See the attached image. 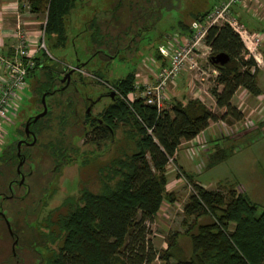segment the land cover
Returning <instances> with one entry per match:
<instances>
[{
	"label": "trees",
	"instance_id": "trees-1",
	"mask_svg": "<svg viewBox=\"0 0 264 264\" xmlns=\"http://www.w3.org/2000/svg\"><path fill=\"white\" fill-rule=\"evenodd\" d=\"M125 1L115 0L111 22L105 18L92 21L93 47L106 44L117 51L109 46L115 42L104 32L103 22L111 25L121 22L117 13L123 10ZM74 4L75 0H31L33 12H47L45 37L50 34L55 46H67L65 19ZM207 13L195 19L202 20ZM179 25L185 33L192 34L191 24L181 22ZM206 43L211 49L209 62L219 71L211 94L217 107L224 111H214L200 98L175 99L168 108L159 110L147 104L143 97L130 99L136 91L135 69L118 79L119 102L109 106L103 120L114 132L123 126L126 138L134 144V151L112 158L102 168L98 192L82 189L78 196L65 199L64 211L57 214L55 221H48L46 227L50 231L46 242L58 244V251L53 250L47 257L48 264H158L157 261L162 264H264V210L259 212V206L236 188L204 187L180 167L192 187V191L188 187L191 193L183 208L184 223L188 226L185 234L191 241L190 254L179 242V231L167 236L164 249H156L151 241L150 226L164 202L176 201L175 193L167 188L170 159L176 163L183 143L191 142L211 122L235 124L244 119L243 110L233 103L239 89L254 96L260 93L258 62L231 25L211 27ZM221 52L230 56L224 65L211 60ZM155 53L157 59L164 58L158 48ZM65 69V65L58 62L37 66L30 73L39 71L35 74L37 94L41 96L44 91L54 90ZM74 117V105L53 97L47 116L34 128L39 135L48 138V148L53 147L54 152L63 154L70 145L66 139L74 134L73 126L70 127ZM46 119L55 120L58 125L40 126ZM105 125L102 126L105 136L93 144L100 146L104 140H110L111 133ZM78 134L84 135L83 132ZM224 150L225 147L221 148L210 159L220 160ZM0 174H4L2 169ZM205 216H210L211 221L200 222Z\"/></svg>",
	"mask_w": 264,
	"mask_h": 264
},
{
	"label": "rangeland",
	"instance_id": "rangeland-1",
	"mask_svg": "<svg viewBox=\"0 0 264 264\" xmlns=\"http://www.w3.org/2000/svg\"><path fill=\"white\" fill-rule=\"evenodd\" d=\"M222 1L224 0H126L123 2L122 15H124L121 21L133 19L134 22L130 20L127 24L132 26L133 29L139 25H144L145 15L151 12L152 17L145 19L147 27L139 31V43L137 41L139 37L135 38L137 41L135 44H138L139 49L132 56L126 55L127 53H122V51L120 56L110 64L111 81L124 78L134 69L138 74L137 80L141 84L146 79L148 81L154 80V75L151 74L152 69L160 68L163 63V59L156 58L155 50L159 45L171 46L176 35L179 34L181 29L179 24L181 22L192 24L198 15L213 10ZM260 1L264 4V0ZM114 4L115 0H75L74 7L65 19V28L68 35L67 46L65 48L55 46L54 39L48 34L47 37H44L46 48L41 47L40 50L38 49L42 43L40 38L32 43V47L38 50V56L45 63L58 62L70 68V65H74L77 59L87 60L93 48L91 34L95 28L94 25L92 26V21L96 18H105V21L111 22L109 16L113 12ZM258 4L257 2L256 5L250 3V6L252 5L253 8L257 9L254 13L250 9H243L239 6H236L235 9L241 12L240 21L249 33L258 35L261 38V42L256 49L257 57L261 61V63H258L259 70L257 72V84L260 93L257 96L249 93L248 99L240 93L234 96V104L243 110L245 116L241 123L229 124L228 122L227 124L232 127L234 125L240 127L238 130L232 133L224 122H215L216 124L208 129L207 134L202 135L205 139H209V136L214 139L212 143H209V149L205 151V149L196 145L180 147L179 160L183 162L182 164L188 175L199 184L208 189H216L220 186L236 188L238 192H243L251 201L256 203L259 206V212H261L264 210V33H259L258 29L264 30V16H261L262 8ZM247 10H250V12H247ZM46 14L47 12L38 16L41 17L38 26L40 31ZM136 17H139L138 22L134 20V18L137 19ZM122 22H116L111 27L106 26L104 30L106 28L112 35L116 34L121 30L119 25L126 23ZM167 36L170 38H167ZM177 38L180 39L179 36ZM125 43L126 40L123 39V45ZM249 45H252V43H249ZM199 52L201 53L198 59L200 69L191 70L188 72L189 75L183 72L179 76L178 82L173 88L180 94L173 97L169 96L165 108H168L170 102L175 99H190L195 97L194 95H198L214 111H224V109L221 110L217 107L215 98L211 94V89L215 83L212 71L214 67L210 64L207 54H202V52H205L209 53L210 56L211 49L204 48ZM250 53L254 56L252 52ZM144 61L152 69L146 66ZM99 62L100 58L96 57L87 65V70H93L97 66L98 68L102 67ZM164 63L166 62L164 61ZM38 72L37 70L35 73L33 72L34 74L29 75L25 87L18 93L17 103H13L16 114L10 116L9 123L4 125V134L3 137H0V152L7 145V142L17 139L18 127L21 121L36 111L32 88L37 80L35 74H38ZM132 97L135 98V95L133 94ZM117 137L118 139H115L113 143L107 140L100 146L95 144L85 146L83 140H79L78 146L81 149L80 154L76 155V162L68 167L61 177L58 176L47 181V187L43 194L37 174L29 179L32 184L33 195L30 194L22 203H19V199H16V204H8L12 208L11 216L16 219L15 225L20 240L17 245L18 256L15 258L11 251L13 239L7 231V264H37L35 250L37 253L43 254L44 260H46L45 264H48L47 257L52 255L53 250L58 251V244L51 242L46 244L47 238L39 237L37 234V232H40L41 226L39 220L50 213L56 217L57 214L63 212L62 204L65 199L78 196L82 189L87 188L93 192H98L101 189L102 168L106 167L112 158L125 156L134 151V144L126 138L123 126L119 127ZM223 147H225L224 157L218 161L211 160L210 156ZM85 152L89 155H86ZM44 162L45 168H48L46 160ZM167 169L169 172H175L173 164L168 166ZM175 173L176 178H180L177 172ZM51 176L52 174L49 172L47 180ZM183 181L185 182L184 187L175 193L176 201L172 202L170 209L167 207V209L160 210L159 216L151 224L150 237L154 247L160 250L167 247V236L170 233L179 231L181 233L179 242L189 255L191 241L189 236L185 234L188 226L184 223L183 208L191 191L188 188V182ZM19 193L23 194V190H19ZM49 194L47 210H44L43 207L41 208L40 196L45 199ZM167 202L169 201L165 202L166 205H168ZM21 204L27 205V208H23L21 211L18 210L16 214L17 207L19 208ZM23 216L31 221H26L24 224ZM210 221V216L202 217L200 220L202 223ZM193 231H196V228ZM34 241H37V244H34ZM31 244L34 245L31 247ZM39 259L42 260L43 257ZM157 263L162 264L160 261H157Z\"/></svg>",
	"mask_w": 264,
	"mask_h": 264
},
{
	"label": "flooded vegetation",
	"instance_id": "flooded-vegetation-1",
	"mask_svg": "<svg viewBox=\"0 0 264 264\" xmlns=\"http://www.w3.org/2000/svg\"><path fill=\"white\" fill-rule=\"evenodd\" d=\"M117 14L120 16V20L123 19L124 14L122 15V10ZM114 15L115 14H110L109 19L111 20ZM150 16L151 12L144 16V25H139L135 29L127 25L131 18L129 21L127 20L126 23L121 21L124 23L119 25L121 30L113 35L105 28L104 32L107 31L106 33H108L115 42V44L111 43L109 46L117 49V51L111 50L106 44L92 46L93 48L87 60L77 59L74 65H70V68L66 67L65 72L59 76V82L54 90L44 91L41 96L38 95L35 91V86L37 85L36 80L32 88L33 100H35L36 103V111L34 114L21 121L18 127L17 139L7 142V145H5L0 152V169L4 171V174H0V264H7V231L8 235L13 239L11 251L15 258L18 256L17 245L20 240V235L16 230V219L11 216L12 208H10L8 204H16V199H19V203H22L30 194L33 195L32 184L29 182V179L35 174L39 177L38 179L43 189V194V191L46 190L47 187V181L58 176L61 177L66 169L76 162V155L80 154L79 152L81 149L78 146L79 140H83V144L86 146L93 144V142L105 136V127L102 128V126L105 125L103 119L106 117L109 106L119 102L120 92L117 87V80L111 81L110 64L115 58L120 56L122 51V53H127L126 55L132 56L139 49L138 44L136 45L135 43L137 41L138 43L140 42L139 31L147 27L145 21L150 18ZM136 18L137 19L134 18V20L138 22L139 17ZM131 22H134L133 19ZM103 24L104 27L112 26L105 22H103ZM136 37H139L137 41L135 40ZM123 39L126 40L125 45H123ZM96 57L100 58L99 63L102 64V67L98 68L97 66L93 68V70H87V65ZM73 68H75V70L71 73L70 77H67L66 75ZM53 97L56 101L61 100L74 105L75 110V120L70 124V127L73 126L72 131L74 134L66 139L70 145H68L69 149L63 154L58 151L54 152L53 147H51V149L48 148V138H45L44 134L39 135L34 128V125L38 123V121L47 116L50 111V103ZM45 105L47 111L44 115H41L45 111ZM36 117L39 118L35 120ZM41 125L54 127L58 125V122L46 119L45 121L43 120L40 126ZM105 126L110 130V142L113 143L115 139H118V130L114 132L107 124ZM81 131L84 133L83 136L78 134L82 133ZM106 141L107 140H104L103 142ZM103 142H101V144H103ZM86 155L89 154L86 153ZM44 160H46L48 168H45ZM49 172L52 176L47 180ZM19 190H23V194H20ZM41 196V208L43 207L45 210L48 205L47 199L50 197V194L45 199ZM44 204L46 205L44 206ZM23 208L26 209L27 205L21 204L19 208L17 207L16 214L18 210L21 211ZM23 219L24 224L26 221H31L27 220L26 216H23ZM55 219L56 217L50 213L45 218L39 220L41 224L40 232H37L39 237H46V234L50 231V229L46 227V224L50 220L55 221ZM34 244H37V241H34ZM34 244H31V247ZM34 253L37 255V264L46 263L43 254L40 253V255L36 250ZM41 257H43L42 260L39 259Z\"/></svg>",
	"mask_w": 264,
	"mask_h": 264
},
{
	"label": "built area",
	"instance_id": "built-area-1",
	"mask_svg": "<svg viewBox=\"0 0 264 264\" xmlns=\"http://www.w3.org/2000/svg\"><path fill=\"white\" fill-rule=\"evenodd\" d=\"M248 1L249 0H224L213 10L209 11L202 20H195L192 22L191 29L193 32L183 43L179 42L177 38L178 35H176L174 43L171 46L160 44L158 50L164 59H166V64H163L160 68L152 69V67L144 61V64L152 69L151 74L154 75V80L148 81L146 79L142 84L137 80L135 85L136 91L130 95V99H134L132 97L134 94L135 98L143 97L147 104L156 106L159 110L164 109L165 104L169 100V88L178 82L179 76L183 72L200 69L198 59L201 53L199 51L204 48L210 50V47L206 43V36L209 29L213 26L223 24L231 25L241 35L250 52L254 54L257 62L261 63L256 54V49L261 42V38L258 35L256 36L249 33L248 29L240 21L242 16L241 12L235 9L236 6L244 9L248 8ZM21 5H23L26 10H32L31 0H23ZM46 23L47 14L43 22L42 30L39 32L38 36H33L19 20L13 29V35L17 39V44L14 47L13 53L9 56L3 54L0 50V137H3V128L4 125L9 123L10 116L16 114L13 103H17L19 91L25 87L30 73L35 70L37 66L44 65V61L38 56V50L32 47V43L34 41L36 42L37 38H40L42 43L38 49L40 50L41 47L46 48L44 41ZM249 43H252V45H249ZM202 54H207L209 57V53L202 52ZM212 71L215 80L219 71L216 68H213ZM218 122L227 124L225 121ZM234 127L228 125L232 133L240 128L236 125H234ZM203 133L205 134L204 131ZM203 133L202 135H204ZM196 138L192 140L197 144L196 146L205 149L207 144L200 143L198 138ZM170 160L168 166L173 164L175 172L180 175V178L187 181L185 176L181 174L180 168L175 165L173 159ZM188 186L192 191V187L189 183Z\"/></svg>",
	"mask_w": 264,
	"mask_h": 264
},
{
	"label": "crops",
	"instance_id": "crops-1",
	"mask_svg": "<svg viewBox=\"0 0 264 264\" xmlns=\"http://www.w3.org/2000/svg\"><path fill=\"white\" fill-rule=\"evenodd\" d=\"M22 2H23V0H0V50L5 55H9L10 56L13 53L14 47L17 44V39L13 35V29L15 28V26H16V24H17V22L19 20L22 22L23 26L33 36H38V34L40 32V30H38V26L40 24V18L41 17H38V16H40L42 13L33 12L32 10H26L23 7V5H21ZM256 2L259 3L258 6L260 5V7L262 8L261 16H264V4L260 0H249L248 1V8H245V9H250L253 13L256 12L257 9L253 8L252 5L250 6V3H254L256 5ZM254 9H255V11H253ZM250 10H247V12L248 11L250 12ZM19 17H20V19H19ZM258 30L257 31L259 33L260 32L264 33V30H262L260 28ZM179 34H177L180 37L179 42H182V43L190 36L189 34H187V33H185L183 31V28H181L179 30ZM167 38H170V37L167 36ZM164 61L166 62V59L163 58L162 65L166 64V63H164ZM186 75H189L188 71L186 72ZM176 84H174L173 86H171L169 88V93L168 94L171 97L177 96V95L180 94V92H176L175 88H173ZM238 93L243 94V97L246 98V99L249 98V92H247L245 89H239L238 92L235 94V96ZM194 96L195 97H192V98H200V99H202L201 96H198V95H194ZM186 99L187 98H185V99L184 98H180V100H184V101H186ZM215 103H216V101H215ZM233 103H234V98H233ZM216 123H218V122H216ZM216 123L215 122H211L209 127L206 130L208 131V129L211 128V126H213ZM207 131H204V132L206 133ZM202 133L200 135H198L197 138L200 141V143H205V144L208 143L205 146V151H206L207 149H209L208 148L209 147V143L210 142L212 143L214 139H212L210 136H209V139H204V137L202 136ZM192 142L193 141L185 142V143H183V145L181 147L197 145L196 143H194V142L192 143ZM192 151L195 152L194 150H192ZM179 158H180V152L178 151L177 156H176L175 165L180 167L181 170L184 173L188 174L187 170H185V168H184V166L182 164L183 162H180ZM167 174H168V178H169L168 179V185H167L168 190L171 191V192H174V193H177L180 190H182V188L185 185V182L182 180V178H176V175H175L176 173L175 172H169L168 171ZM165 202H164V204L162 206V209H167V207L170 209V205L172 204V202H167L168 205H166ZM159 214H160V212L158 213L157 216H159ZM167 216H168V214H167Z\"/></svg>",
	"mask_w": 264,
	"mask_h": 264
},
{
	"label": "water",
	"instance_id": "water-1",
	"mask_svg": "<svg viewBox=\"0 0 264 264\" xmlns=\"http://www.w3.org/2000/svg\"><path fill=\"white\" fill-rule=\"evenodd\" d=\"M211 60L216 63V64H221L224 65L226 64L229 60H230V56L227 53L221 52L218 53L216 55H213L211 57ZM75 70V68H73L66 76L70 77L71 73ZM45 103V102H44ZM47 109H46V105H45V111L41 114L44 115L46 113ZM39 117H36L35 120H37Z\"/></svg>",
	"mask_w": 264,
	"mask_h": 264
}]
</instances>
